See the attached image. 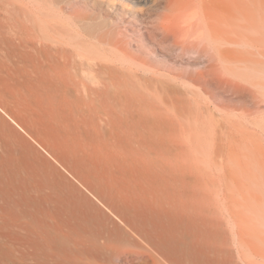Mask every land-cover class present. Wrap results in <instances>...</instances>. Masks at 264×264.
I'll return each instance as SVG.
<instances>
[{"label":"rangeland","instance_id":"rangeland-1","mask_svg":"<svg viewBox=\"0 0 264 264\" xmlns=\"http://www.w3.org/2000/svg\"><path fill=\"white\" fill-rule=\"evenodd\" d=\"M9 1L49 47L0 37V264H82L123 218L174 262L257 261L264 108L166 35L168 1Z\"/></svg>","mask_w":264,"mask_h":264},{"label":"bare ground","instance_id":"bare-ground-1","mask_svg":"<svg viewBox=\"0 0 264 264\" xmlns=\"http://www.w3.org/2000/svg\"><path fill=\"white\" fill-rule=\"evenodd\" d=\"M137 1L145 2L146 0ZM167 1L171 14L163 27L166 35L173 38L176 46L181 47L184 51L198 52L202 57L208 59L209 65L204 72L206 77L222 83L225 87H233L239 91L240 89L244 90L246 95L258 100L259 106L264 108V0ZM15 8V3L9 0H0V37L10 36L25 51L48 48L47 43H44L41 38V35H48L46 29L40 27L38 30L35 27L33 30L31 10L26 9L25 22L23 23L18 22V17H15ZM34 32L38 34V43L35 42ZM63 53L64 47L60 44L56 47L55 54L61 57ZM141 70L142 73L148 71L145 68ZM78 81L81 86L86 87L82 79ZM173 81L176 84L180 83L182 87L188 85L179 78ZM81 89L84 90V88ZM83 90L82 93H84ZM87 91L92 92L91 94L96 92L95 89ZM262 111L264 112V109ZM96 113L100 114L101 112ZM190 120L192 121V119ZM90 192L100 202H104L103 198L101 199L92 189ZM123 219L121 220L122 225L116 226L117 232L115 233L117 234L114 233V236L109 235L110 232L108 235L106 233V237L101 236L102 241L96 239L97 237L95 239L86 238L88 236L80 237V239L82 238L80 240L82 252L84 251L81 252L80 258L82 264H131L134 261H142V264H147L146 258L151 261L148 260L149 264H238L195 260L185 250L178 251L183 258L176 259L174 262L172 254H176V250H166L165 246L151 238L152 233L140 232V229V231L137 230L134 228L135 226H131ZM158 235L160 236V234ZM136 236L140 241L146 243L147 247L142 246L136 240ZM255 237L254 252L258 260L243 264H264V222L262 219L258 224Z\"/></svg>","mask_w":264,"mask_h":264}]
</instances>
